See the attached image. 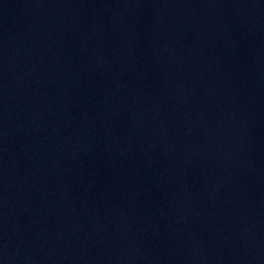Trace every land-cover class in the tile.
<instances>
[{
  "label": "water",
  "instance_id": "obj_1",
  "mask_svg": "<svg viewBox=\"0 0 264 264\" xmlns=\"http://www.w3.org/2000/svg\"><path fill=\"white\" fill-rule=\"evenodd\" d=\"M0 264H264V0H0Z\"/></svg>",
  "mask_w": 264,
  "mask_h": 264
}]
</instances>
